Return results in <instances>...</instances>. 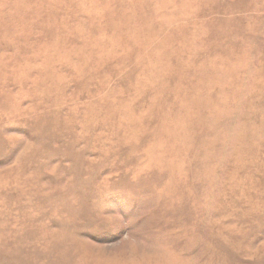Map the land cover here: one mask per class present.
I'll list each match as a JSON object with an SVG mask.
<instances>
[{
  "label": "rangeland",
  "instance_id": "374dc122",
  "mask_svg": "<svg viewBox=\"0 0 264 264\" xmlns=\"http://www.w3.org/2000/svg\"><path fill=\"white\" fill-rule=\"evenodd\" d=\"M0 264H264V0H0Z\"/></svg>",
  "mask_w": 264,
  "mask_h": 264
}]
</instances>
